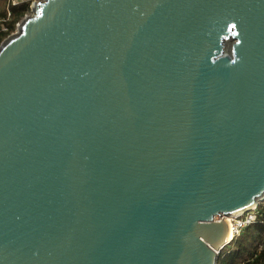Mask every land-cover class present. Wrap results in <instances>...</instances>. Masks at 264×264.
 Listing matches in <instances>:
<instances>
[{
  "label": "water",
  "instance_id": "95a60500",
  "mask_svg": "<svg viewBox=\"0 0 264 264\" xmlns=\"http://www.w3.org/2000/svg\"><path fill=\"white\" fill-rule=\"evenodd\" d=\"M264 198V0H32L0 40V264H215Z\"/></svg>",
  "mask_w": 264,
  "mask_h": 264
},
{
  "label": "trees",
  "instance_id": "16d2710c",
  "mask_svg": "<svg viewBox=\"0 0 264 264\" xmlns=\"http://www.w3.org/2000/svg\"><path fill=\"white\" fill-rule=\"evenodd\" d=\"M8 12V14H7ZM29 12V0H18L11 4L7 0H0V40L14 30L15 23ZM256 220L239 228L231 235L216 255L215 264H264V198L257 202ZM257 243H261L256 248Z\"/></svg>",
  "mask_w": 264,
  "mask_h": 264
},
{
  "label": "built area",
  "instance_id": "2783aa9c",
  "mask_svg": "<svg viewBox=\"0 0 264 264\" xmlns=\"http://www.w3.org/2000/svg\"><path fill=\"white\" fill-rule=\"evenodd\" d=\"M7 1L10 2L11 4H13L18 0H7ZM29 3H31V2L29 1ZM29 6H30V4H29ZM7 14H8V12H7ZM16 23H15V25H16ZM0 28L5 29L6 27L4 24L0 23ZM256 214H257V211H256V208L254 206V207H252L246 211L240 212L236 215H232V217L230 218L231 235L237 233L240 227H242V226H244L250 222L255 221L256 220ZM262 238L264 239V233L262 234ZM260 245H261V243H257L256 248H259Z\"/></svg>",
  "mask_w": 264,
  "mask_h": 264
},
{
  "label": "bare ground",
  "instance_id": "6f19581e",
  "mask_svg": "<svg viewBox=\"0 0 264 264\" xmlns=\"http://www.w3.org/2000/svg\"><path fill=\"white\" fill-rule=\"evenodd\" d=\"M224 217V219L226 220V222H227V225H228V232H227V238L229 237H231V221H230V218L232 217V214H230V213H227V214H221V215H215L214 217H217V218H219V217Z\"/></svg>",
  "mask_w": 264,
  "mask_h": 264
},
{
  "label": "rangeland",
  "instance_id": "374dc122",
  "mask_svg": "<svg viewBox=\"0 0 264 264\" xmlns=\"http://www.w3.org/2000/svg\"><path fill=\"white\" fill-rule=\"evenodd\" d=\"M31 2V0H29ZM30 4V3H29ZM26 13H29V12H26Z\"/></svg>",
  "mask_w": 264,
  "mask_h": 264
}]
</instances>
